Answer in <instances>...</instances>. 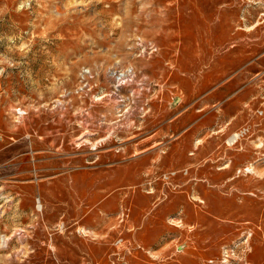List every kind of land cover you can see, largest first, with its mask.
<instances>
[{"label":"rangeland","instance_id":"1","mask_svg":"<svg viewBox=\"0 0 264 264\" xmlns=\"http://www.w3.org/2000/svg\"><path fill=\"white\" fill-rule=\"evenodd\" d=\"M0 264H264V0H0Z\"/></svg>","mask_w":264,"mask_h":264}]
</instances>
